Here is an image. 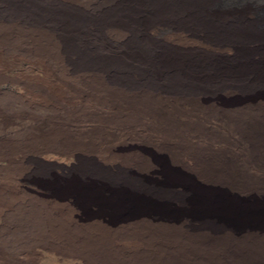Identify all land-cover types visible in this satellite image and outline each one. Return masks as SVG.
<instances>
[{"label":"bare ground","instance_id":"bare-ground-1","mask_svg":"<svg viewBox=\"0 0 264 264\" xmlns=\"http://www.w3.org/2000/svg\"><path fill=\"white\" fill-rule=\"evenodd\" d=\"M0 52L76 163L0 176V264H264V0H0Z\"/></svg>","mask_w":264,"mask_h":264},{"label":"rangeland","instance_id":"rangeland-1","mask_svg":"<svg viewBox=\"0 0 264 264\" xmlns=\"http://www.w3.org/2000/svg\"><path fill=\"white\" fill-rule=\"evenodd\" d=\"M31 65L32 64L30 62H27L25 60L21 61L20 59L16 60L14 58L10 59L6 56L4 57V55L0 52V115L1 117L9 115L10 118H13L20 116L24 113L26 115L34 114L39 117L46 116V113L44 111L35 112L28 108V103L31 100L32 96L34 94H37L38 92L36 88L37 83L35 82L37 81L38 84L39 83L41 84L46 79V77H44L45 74L42 67H37V66L33 67ZM20 112L22 114H20ZM6 113L7 114L10 113V114L7 115ZM0 128H1L0 132H3V126L0 125ZM25 129L18 133H14L16 136L13 134L10 135L0 134L1 135L0 136V155H1L0 176L5 177L8 175V172H11V174L14 173V175H19L21 173L28 172L29 174L27 173L26 176L28 182L26 181L25 186L33 191L35 190L37 192H43V188L46 185H50V183H52V177H50V174H48L49 172H52L54 175H57L59 177H66L68 176L70 170L74 168L76 163H74L75 161L72 159H67L68 161L66 159L62 160V158L56 156L53 157L54 155L48 154L39 157L38 161L32 162L33 163L32 165L34 166L35 169L39 168L38 170L40 171L38 172V174L36 172H34L36 174H33L34 171L33 169L29 172L27 169L29 166L28 165L29 162L26 161L22 155H19V157L13 156L10 150H15V148L18 147H26V146L31 147L35 145L41 147H52L59 149L69 146V142L61 141V140L60 141L53 140L54 138H52L51 136L57 134L59 130L54 128L50 124L40 127L28 126ZM43 136H45V138H43ZM41 137L42 139H39ZM28 138H34L33 140L36 142V144L34 141L28 142L27 141ZM38 139L39 141H36ZM23 167L24 169H22ZM64 262L65 261H59L55 257L46 256L42 264H59V263L70 264L69 262H65V263Z\"/></svg>","mask_w":264,"mask_h":264}]
</instances>
